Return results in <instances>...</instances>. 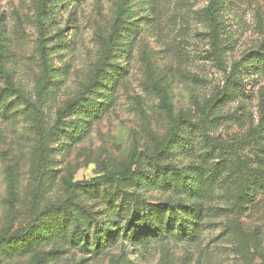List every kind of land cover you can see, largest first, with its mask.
Instances as JSON below:
<instances>
[{
  "label": "rangeland",
  "instance_id": "obj_1",
  "mask_svg": "<svg viewBox=\"0 0 264 264\" xmlns=\"http://www.w3.org/2000/svg\"><path fill=\"white\" fill-rule=\"evenodd\" d=\"M209 3L0 0V264H264V0Z\"/></svg>",
  "mask_w": 264,
  "mask_h": 264
},
{
  "label": "trees",
  "instance_id": "obj_2",
  "mask_svg": "<svg viewBox=\"0 0 264 264\" xmlns=\"http://www.w3.org/2000/svg\"><path fill=\"white\" fill-rule=\"evenodd\" d=\"M214 4V0H210V3H209V6H208V12H207V15L210 19V22H211V25H214L215 24V20H214V15L212 13V6ZM208 119V109H205L203 111V113L201 114V117H200V120L198 122L199 125H202L204 122H206V120ZM264 126V118H260L259 119V122H258V125H257V129H256V132H255V135H254V138H258L259 135H260V132L262 131V128ZM213 143V142H212ZM241 143L240 142H237V143H234L232 145L230 144H225L224 146L225 147H235V146H239ZM215 146L218 145V144H214ZM139 158V154L138 153H135L131 156L130 160H129V163H128V166L127 168L125 169L123 175H118V177L120 178V180H126V179H129L130 176L133 174V167L136 165L137 163V160ZM100 180H103L102 178H97L95 179L94 181H100Z\"/></svg>",
  "mask_w": 264,
  "mask_h": 264
}]
</instances>
